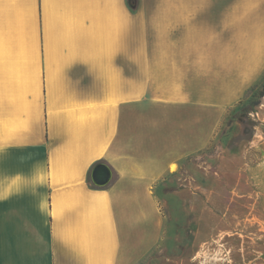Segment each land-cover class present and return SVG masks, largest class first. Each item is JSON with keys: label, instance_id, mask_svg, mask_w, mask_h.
I'll use <instances>...</instances> for the list:
<instances>
[{"label": "crops", "instance_id": "0c3cea01", "mask_svg": "<svg viewBox=\"0 0 264 264\" xmlns=\"http://www.w3.org/2000/svg\"><path fill=\"white\" fill-rule=\"evenodd\" d=\"M263 79L264 0H0V264L159 249L162 199L204 188L182 159Z\"/></svg>", "mask_w": 264, "mask_h": 264}, {"label": "rangeland", "instance_id": "374dc122", "mask_svg": "<svg viewBox=\"0 0 264 264\" xmlns=\"http://www.w3.org/2000/svg\"><path fill=\"white\" fill-rule=\"evenodd\" d=\"M262 83L242 100L250 104L242 123L233 116L237 105L203 148L182 159L178 182L191 177L204 188L180 186L162 199L163 225L172 231L137 264H264Z\"/></svg>", "mask_w": 264, "mask_h": 264}, {"label": "water", "instance_id": "95a60500", "mask_svg": "<svg viewBox=\"0 0 264 264\" xmlns=\"http://www.w3.org/2000/svg\"><path fill=\"white\" fill-rule=\"evenodd\" d=\"M111 177L112 171L104 162L95 164L90 173V180L97 186L106 185L110 181Z\"/></svg>", "mask_w": 264, "mask_h": 264}, {"label": "trees", "instance_id": "16d2710c", "mask_svg": "<svg viewBox=\"0 0 264 264\" xmlns=\"http://www.w3.org/2000/svg\"><path fill=\"white\" fill-rule=\"evenodd\" d=\"M128 4H129L130 7L134 8L136 6V4H137V0H128ZM262 86H263V89H264V79H263ZM247 97H248L247 98V100H248L250 98V96H247ZM242 102L243 101H240V103L238 104L239 108L237 110L233 111L234 118L236 120H238L239 122H241V123L243 122V117L246 115V112H248V110L250 108V104L245 105L246 104L245 102H247V101H245L243 103ZM100 162H103V161H98L95 164L100 163ZM94 165H92V167L90 169L89 176H90L91 170H92Z\"/></svg>", "mask_w": 264, "mask_h": 264}]
</instances>
